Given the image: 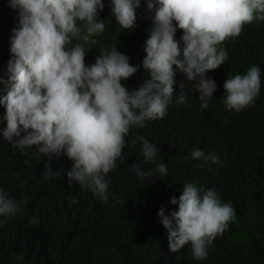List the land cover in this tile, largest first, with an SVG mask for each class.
Returning <instances> with one entry per match:
<instances>
[{
  "label": "clouds",
  "instance_id": "clouds-1",
  "mask_svg": "<svg viewBox=\"0 0 264 264\" xmlns=\"http://www.w3.org/2000/svg\"><path fill=\"white\" fill-rule=\"evenodd\" d=\"M151 13V28L144 42L140 65L113 46L101 51L92 64L85 63L91 38L104 31V21L97 19L104 8L102 0H7L16 11L17 23L9 37L10 58L0 76L5 92L0 106L5 109L0 122V138L14 149H33L46 158L45 179L62 174L69 185L107 200V174L122 157L125 137L132 128H143L146 121L167 115L173 102L175 73L183 80L176 103H184V80L193 82L201 109H206L217 89L206 74L228 59L220 45L237 37L245 24L264 20V0H145ZM111 15L124 30L136 23L141 0H109ZM83 23V28L80 26ZM182 30L179 40L176 33ZM73 40L81 41L73 44ZM142 67L148 78L134 90L123 81ZM261 69L251 66L243 75L226 78L223 103L226 110L239 112L252 105L261 88ZM144 162H152L160 151L155 143L136 136ZM72 161L66 173L52 168L53 158ZM188 159L219 163L214 153L193 149ZM130 167L141 179L163 177L168 169L160 162L155 169L141 171L142 165ZM72 199L70 203H76ZM21 200L0 188V223L22 212ZM169 204L178 209L157 217L167 231L171 252L190 243L195 260L206 259L209 246L235 219L231 202H222L214 189L205 190L193 183L183 185L181 195ZM32 223H38L32 217Z\"/></svg>",
  "mask_w": 264,
  "mask_h": 264
},
{
  "label": "trees",
  "instance_id": "trees-1",
  "mask_svg": "<svg viewBox=\"0 0 264 264\" xmlns=\"http://www.w3.org/2000/svg\"><path fill=\"white\" fill-rule=\"evenodd\" d=\"M102 2L97 19L104 21L105 28L91 38L85 63H94L101 51L116 46L130 57V64L140 65L152 23L145 0L136 10L131 30L116 23L109 0ZM16 23V11L7 0H0V76L10 58L9 37ZM181 35L178 30L176 39ZM220 47L228 59L206 74L217 84L208 107L201 109L193 82L187 80L182 90L186 101L175 102L183 80L175 73L176 92L167 115L132 128L125 137L122 157L106 177L107 200L76 183L69 185L64 174L45 179L46 158L36 154L35 146L22 152L0 138V188L23 202L20 214L0 223V264H264V20L245 24L237 37L227 38ZM253 65L261 69L257 98L239 112L226 110L223 83ZM147 78L141 67L122 83L131 91ZM4 92L0 85V95ZM4 112L0 106V116ZM4 126L0 122V128ZM136 136L159 147L155 161L144 162L140 143H131ZM195 148L214 153L219 163L188 159ZM135 162L142 165L141 171L163 162L168 172L141 179L130 167ZM71 166L65 156L52 160L54 171L66 173ZM187 183L214 189L235 210V219L214 238L202 260L192 257L190 243L171 252L167 231L157 217L161 206L166 215L178 209L169 200L178 198ZM74 198L77 202L70 203ZM32 217L38 223H32Z\"/></svg>",
  "mask_w": 264,
  "mask_h": 264
}]
</instances>
